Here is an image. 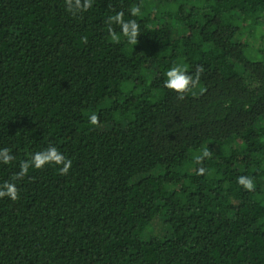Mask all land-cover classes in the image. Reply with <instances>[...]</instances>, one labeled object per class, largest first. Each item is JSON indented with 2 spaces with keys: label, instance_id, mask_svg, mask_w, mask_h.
Segmentation results:
<instances>
[{
  "label": "trees",
  "instance_id": "1",
  "mask_svg": "<svg viewBox=\"0 0 264 264\" xmlns=\"http://www.w3.org/2000/svg\"><path fill=\"white\" fill-rule=\"evenodd\" d=\"M50 144L69 173L18 179ZM0 148V264H264V0H0Z\"/></svg>",
  "mask_w": 264,
  "mask_h": 264
},
{
  "label": "clouds",
  "instance_id": "2",
  "mask_svg": "<svg viewBox=\"0 0 264 264\" xmlns=\"http://www.w3.org/2000/svg\"><path fill=\"white\" fill-rule=\"evenodd\" d=\"M93 0H67V6L74 11H82L92 6ZM140 12V9L133 8L131 15L135 16ZM120 23L123 36L127 39L128 43L132 45L137 44V38L139 36V25L134 19L123 21L120 16L115 17ZM112 29L109 27V32ZM203 71L202 66H197L195 74H189L185 67L176 65L170 67L166 72V79L164 80V87L166 89L174 91L178 96L189 91L195 87L200 80V73ZM90 123L96 124L98 122V116L93 114L90 116ZM211 156V151L208 147H203L199 154L195 155L194 160L197 164H200L206 158ZM14 159L13 155L8 148H0V163L8 164ZM55 165L60 175H67L72 167V160L68 158L62 151L56 146L49 145L41 151H37L31 154V158L23 161L20 165V171L17 173V178L23 177L30 169H41L45 166ZM199 173L203 174L205 169L199 168ZM238 183L247 190H252L253 180L247 176L238 177ZM8 197L11 200L18 199V189L15 183L5 181L0 185V198Z\"/></svg>",
  "mask_w": 264,
  "mask_h": 264
},
{
  "label": "rangeland",
  "instance_id": "3",
  "mask_svg": "<svg viewBox=\"0 0 264 264\" xmlns=\"http://www.w3.org/2000/svg\"><path fill=\"white\" fill-rule=\"evenodd\" d=\"M258 40L259 38L250 39L251 45L253 43V47H256ZM247 78L248 77H246L245 79ZM154 236H159V237L163 236V225L160 220L153 221L143 233L142 238L147 240L150 237H154Z\"/></svg>",
  "mask_w": 264,
  "mask_h": 264
}]
</instances>
